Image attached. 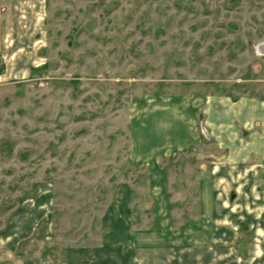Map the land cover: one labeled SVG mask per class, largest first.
Returning a JSON list of instances; mask_svg holds the SVG:
<instances>
[{
  "label": "rangeland",
  "instance_id": "obj_1",
  "mask_svg": "<svg viewBox=\"0 0 264 264\" xmlns=\"http://www.w3.org/2000/svg\"><path fill=\"white\" fill-rule=\"evenodd\" d=\"M40 4L0 48V218L36 211L35 264H242L188 225L220 160L207 102L264 99V0Z\"/></svg>",
  "mask_w": 264,
  "mask_h": 264
},
{
  "label": "crops",
  "instance_id": "obj_2",
  "mask_svg": "<svg viewBox=\"0 0 264 264\" xmlns=\"http://www.w3.org/2000/svg\"><path fill=\"white\" fill-rule=\"evenodd\" d=\"M40 2L0 0V48L16 46L15 42L34 32L32 17L41 11ZM1 30L8 34L2 35ZM210 103L206 105L210 119L205 130L219 146L220 160L199 185L196 205L203 229L196 231L201 226L189 223L190 247L195 249L198 240L206 256L231 255L240 257L242 264H264V99L223 98ZM17 211L16 215L0 218V264H35L31 251H35L36 211L26 207ZM170 236L163 235V247L170 244ZM50 250L51 244L47 258L45 253L39 264H51Z\"/></svg>",
  "mask_w": 264,
  "mask_h": 264
}]
</instances>
